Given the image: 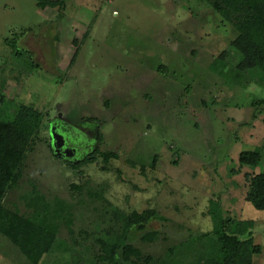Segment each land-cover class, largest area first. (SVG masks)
Listing matches in <instances>:
<instances>
[{
    "label": "rangeland",
    "instance_id": "374dc122",
    "mask_svg": "<svg viewBox=\"0 0 264 264\" xmlns=\"http://www.w3.org/2000/svg\"><path fill=\"white\" fill-rule=\"evenodd\" d=\"M40 1L0 0V90L5 109L45 114L4 204L26 212L34 184L49 201L64 200L74 221L71 233L60 219L67 250L41 264H108L98 260V239L121 232L115 213L147 209L165 217L147 225L159 239L143 242L133 230L131 241L144 256L164 257L212 229L213 198L232 217L256 221L263 253L254 264H264V210L246 200V175L264 171V80L237 74L235 27L204 0ZM54 120L78 158L99 145V132L102 150L118 158L73 168L51 150ZM244 150L260 151V163L242 166ZM0 264L29 263L0 236Z\"/></svg>",
    "mask_w": 264,
    "mask_h": 264
},
{
    "label": "trees",
    "instance_id": "16d2710c",
    "mask_svg": "<svg viewBox=\"0 0 264 264\" xmlns=\"http://www.w3.org/2000/svg\"><path fill=\"white\" fill-rule=\"evenodd\" d=\"M61 0H41L42 8L58 7ZM224 21L238 31L230 43L238 54L237 74L253 72L264 80V0H204ZM10 42L15 48L14 38ZM20 55V53H17ZM226 51L220 55V67L226 66ZM217 64V65H219ZM215 69L219 68L216 65ZM6 96L0 90V236L15 245L29 264H41L44 257L67 250L59 238L60 219L66 218L68 230L73 233V219L67 203L57 198L52 202L33 184L31 192L23 196L27 211L9 208L4 204L5 194L15 188L23 175V162L43 125L45 114L31 105L17 110L5 109ZM99 145L78 162L67 161L73 168L95 163L99 157L108 163L118 158L115 151L102 150L103 134L98 133ZM262 153L244 150L240 153L242 166H257ZM106 169V167H105ZM249 188L246 200L256 209L264 210V171L246 175ZM79 189V187H76ZM213 227L208 232L192 234L186 240L170 246L164 257L144 256L132 243V231L143 232L141 240L153 243L159 239L157 231H148L152 220H165L156 209L142 212L115 213L122 221V230L98 239L101 246L99 261L108 264H254V257L263 253L255 242L253 219H238L229 215L220 199H211L208 207Z\"/></svg>",
    "mask_w": 264,
    "mask_h": 264
},
{
    "label": "flooded vegetation",
    "instance_id": "af4514ba",
    "mask_svg": "<svg viewBox=\"0 0 264 264\" xmlns=\"http://www.w3.org/2000/svg\"><path fill=\"white\" fill-rule=\"evenodd\" d=\"M58 122V121H57ZM53 124H55V127L57 128V130H58V132L57 133H59V132H62V133H59V134H62L63 135V137H64V145H63V147H62V149H61V155H59V156H56L55 155V147H54V143H53V134H52V128H53ZM50 132H51V136H52V140H51V150H52V152H53V154L55 155V157H58V158H60V159H65V160H67V161H74V162H78V161H80L81 159H83V157L85 156V155H87L88 153H86L83 157H80V158H78L77 157V155H75L74 154V152H73V149H75L74 148V146L71 144V143H69V135H67L66 134V131L65 130H63L60 126H59V123H56V121L54 120V121H52L51 123H50ZM65 133V134H64ZM65 151H67L68 153H70V154H72L70 157H74L73 159L72 158H70V157H67V156H65L64 155V153H65Z\"/></svg>",
    "mask_w": 264,
    "mask_h": 264
},
{
    "label": "water",
    "instance_id": "95a60500",
    "mask_svg": "<svg viewBox=\"0 0 264 264\" xmlns=\"http://www.w3.org/2000/svg\"><path fill=\"white\" fill-rule=\"evenodd\" d=\"M52 134H53V139L54 138L56 139V142H55V145H54V147H55V155L59 156V155H61V149H62V147L64 145V137H63L62 134H59L57 132H55V133L53 132ZM64 155L67 156V157H70L72 154H70L67 151H65Z\"/></svg>",
    "mask_w": 264,
    "mask_h": 264
}]
</instances>
